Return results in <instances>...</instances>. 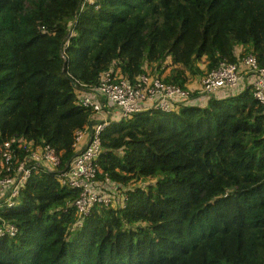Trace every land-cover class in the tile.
<instances>
[{"label": "trees", "instance_id": "16d2710c", "mask_svg": "<svg viewBox=\"0 0 264 264\" xmlns=\"http://www.w3.org/2000/svg\"><path fill=\"white\" fill-rule=\"evenodd\" d=\"M248 53L264 67V0H0V153L17 137L67 167L94 115L73 79L146 73L187 89ZM100 137L98 178L123 204L74 226L78 191L32 169L0 203V227L16 228L0 236V264H264V114L249 87L109 120Z\"/></svg>", "mask_w": 264, "mask_h": 264}, {"label": "built area", "instance_id": "2783aa9c", "mask_svg": "<svg viewBox=\"0 0 264 264\" xmlns=\"http://www.w3.org/2000/svg\"><path fill=\"white\" fill-rule=\"evenodd\" d=\"M72 85L77 95V104L90 108L92 114L99 115L98 118H93L84 128L75 131L72 145L74 155L62 170H58L59 153L50 145H33L17 137L5 141L0 153V167L5 171V175L0 178V203L7 207L14 204V198L32 169L57 171L61 185L78 191L73 202L77 215L74 226L81 225L94 205H122L125 199L119 195L121 186L107 176L98 178V158L103 150L100 133L109 120L125 118L152 108L169 112L182 104L200 102L213 95L226 96L227 92L236 93L247 87L264 114V67L258 64L251 53L242 56L236 63L219 62L202 77L195 97L187 89L165 83L161 77L146 73L130 82L122 77L117 79L108 70L101 75L95 86L74 79ZM83 138L86 139L82 143ZM17 150L24 153L23 158L20 159ZM15 233L16 228L12 224L0 227V236H14Z\"/></svg>", "mask_w": 264, "mask_h": 264}, {"label": "crops", "instance_id": "0c3cea01", "mask_svg": "<svg viewBox=\"0 0 264 264\" xmlns=\"http://www.w3.org/2000/svg\"><path fill=\"white\" fill-rule=\"evenodd\" d=\"M238 52V50L236 51ZM168 70L165 71V73H167ZM204 75V74H203ZM203 75H195L193 77H191L186 85V88L190 91V92H195V91H198V89L200 88V83H201V79L203 77ZM227 95H231V92H227L226 93ZM195 97V95L193 96ZM207 101V99H203L200 101L201 104H205ZM117 113V110H115V115ZM99 115H92V118H98ZM115 119H117L115 117ZM93 119H91V122H92ZM86 138H83L82 139V143L85 141Z\"/></svg>", "mask_w": 264, "mask_h": 264}, {"label": "rangeland", "instance_id": "374dc122", "mask_svg": "<svg viewBox=\"0 0 264 264\" xmlns=\"http://www.w3.org/2000/svg\"><path fill=\"white\" fill-rule=\"evenodd\" d=\"M87 1H89V2H92L93 0H87ZM199 66L201 67V69H203L204 70V63H200L199 64ZM148 181H150V182H153V180H148ZM138 185H143L142 184V182H139V183H137ZM2 198H1V195H0V200H1Z\"/></svg>", "mask_w": 264, "mask_h": 264}]
</instances>
